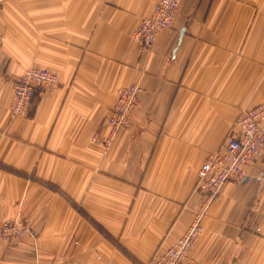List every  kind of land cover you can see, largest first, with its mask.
Listing matches in <instances>:
<instances>
[{
	"label": "crops",
	"instance_id": "obj_1",
	"mask_svg": "<svg viewBox=\"0 0 264 264\" xmlns=\"http://www.w3.org/2000/svg\"><path fill=\"white\" fill-rule=\"evenodd\" d=\"M158 0H6L0 5V221L32 233L0 241V264H147L194 218L206 156L239 112L264 102V0H181L170 29L132 38ZM47 67L59 86L13 116L12 81ZM142 88L105 150L108 110ZM227 182L193 259L264 264V153Z\"/></svg>",
	"mask_w": 264,
	"mask_h": 264
},
{
	"label": "built area",
	"instance_id": "obj_2",
	"mask_svg": "<svg viewBox=\"0 0 264 264\" xmlns=\"http://www.w3.org/2000/svg\"><path fill=\"white\" fill-rule=\"evenodd\" d=\"M180 0H159L151 15L142 17L133 39L140 46L149 49L156 34L170 28L177 15ZM49 70H42V79L27 78V73L15 88L17 99L14 111L17 112L22 103L24 112L34 96L36 80H46ZM56 75V74H55ZM57 80V75H56ZM43 88V87H42ZM140 86L131 84L121 89L112 107L110 125L112 136L128 122L131 112L140 104ZM264 152V102L239 112L224 143L218 150L210 152L198 170L196 190L203 196L192 223L187 231L173 245L163 250L151 264H201L191 259L190 254L199 240L203 230V221L209 208L221 198L223 187L227 182H242L247 177L246 167ZM29 231L22 222H4L0 225V239L10 240Z\"/></svg>",
	"mask_w": 264,
	"mask_h": 264
},
{
	"label": "rangeland",
	"instance_id": "obj_3",
	"mask_svg": "<svg viewBox=\"0 0 264 264\" xmlns=\"http://www.w3.org/2000/svg\"><path fill=\"white\" fill-rule=\"evenodd\" d=\"M4 1H6V0H0V5L4 2ZM159 1V0H158ZM157 1V2H158ZM180 3H181V0H180V2H179V7H180ZM156 4V3H155ZM155 4H154V6H153V9H154V7H155ZM179 7H178V11H179ZM152 12H153V10H152ZM152 12L149 14V15H151L152 14ZM149 15H146V16H143V17H147V16H149ZM177 15H178V12H177ZM177 15H176V17H177ZM176 17H175V19H176ZM142 17H140L139 18V21H138V24L136 25V27L134 28V30H133V32H132V38H133V34H134V32L137 30V28H138V26H139V24H140V19H141ZM175 19H174V21H173V25H174V22H175ZM172 25V26H173ZM172 26L170 27V28H172ZM170 28H164V29H162V30H165V29H170ZM162 30H160V31H162ZM159 31V32H160ZM158 32V33H159ZM158 33L156 34V37H157V35H158ZM156 37H155V39H154V41L156 40ZM134 40V39H133ZM135 41V40H134ZM136 42V41H135ZM136 43H138V42H136ZM154 43V42H153ZM139 44V43H138ZM153 45V44H152ZM139 46H140V44H139ZM140 48L142 49V50H145V49H143L141 46H140ZM45 69H47V70H49L48 72H49V74H48V77H44L46 80H36V84L35 85H38V87L36 86L35 87V91L33 90V93H34V96H33V98L31 99V102H30V104H29V106L28 105H26L27 106V108L25 109V111L24 112H20V111H22L25 107H23L24 106V103H22L21 104V106L20 107H22V108H20V109H18L17 110V112H15L14 111V105H15V101H16V99H17V95L15 94V88H16V86H17V84H18V82L22 79V77L26 74V72L27 73H29L28 75H27V78H36V79H42L43 78V76L41 75V72H42V70H45ZM57 75V80H56V75ZM59 75H58V73L57 72H55V71H53L51 68H47V67H36V66H33V67H31V68H28L23 74H21L20 76H18L16 79H14L13 81H12V89H13V103H12V105H11V113H12V115L13 116H26L29 112H30V110L32 109V106H33V104H35V102L36 101H38V99L41 97V96H43L44 94H47L48 92H50L52 89H54V88H56V87H58L59 86ZM133 84H135V83H133ZM131 85V84H130ZM138 85V84H137ZM127 86H129V85H127ZM127 86H124L123 88H125V87H127ZM43 87V88H42ZM123 88H121V89H123ZM140 88H141V86H140ZM120 89V90H121ZM119 90V91H120ZM118 91V92H119ZM118 92H117V94H118ZM117 94H116V97H117ZM140 94H142V88L140 89ZM116 97H115V100H114V103L111 105V107L109 108V110H108V116H107V118H106V131H105V133H103V134H100V133H98V132H95L93 135H92V142L94 143V144H96V145H98V146H100V147H102L103 149H105V150H108L113 144H114V142H115V140L117 139V137H118V135L122 132V130H124L125 128H127L128 126H129V124L131 123V120H132V116H133V113H134V111L140 106V104H141V95H140V104L137 106V107H135L134 109H133V111L131 112V115H130V118H129V120H128V122L126 123V124H124L116 133H115V135L114 136H112V138L110 139V141L108 142V143H106L107 142V140H109V137L111 136V131H112V126L110 125V121H109V119H110V116H111V114H112V107L114 106V104H115V102H116ZM264 153V152H263ZM262 153V154H263ZM207 157V156H206ZM206 159V158H205ZM205 161V160H204ZM198 209V208H197ZM196 209V210H197ZM195 213H196V211H195ZM195 215V214H194ZM4 222H22V223H24L28 228H29V231L28 232H26V233H24V234H22L21 236H19V237H17V238H13V239H10V240H2V239H0V241H2V242H5V243H18L25 235H28V234H31L32 233V227H31V224H30V222L26 219V218H14V219H3V220H1L0 221V225L2 224V223H4ZM191 223H192V221H191ZM190 223V224H191ZM190 224L187 226V228L185 229V231L182 233V235L187 231V229H188V227L190 226ZM202 232H203V230H202ZM202 232H201V234H202ZM201 234H200V237H201ZM181 235V236H182ZM181 236H179V237H181ZM178 237V238H179ZM200 237H199V240H200ZM177 238V239H178ZM176 239V240H177ZM176 240L174 241V242H176ZM198 240V241H199ZM174 242H172L170 245H168V246H166V247H164V248H157V250H156V252L154 253V255L152 256V258L150 259V261L147 263V264H151L152 262H153V260L158 256V254L160 253V252H162L163 250H165V249H167L169 246H171V245H173L174 244ZM198 243V242H197ZM197 243H196V245H197ZM196 247V246H195ZM193 251H194V249H193ZM192 251V252H193ZM192 252H191V254H190V257H191V259L192 260H194L195 262H197V263H201V262H199V261H197V260H195V259H193V257H192ZM188 264H191V263H188ZM201 264H203V263H201Z\"/></svg>",
	"mask_w": 264,
	"mask_h": 264
}]
</instances>
